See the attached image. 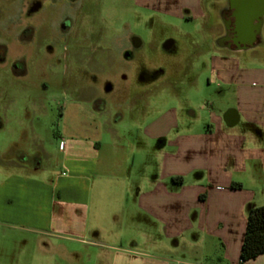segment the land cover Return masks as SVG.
<instances>
[{
	"label": "crops",
	"instance_id": "0c3cea01",
	"mask_svg": "<svg viewBox=\"0 0 264 264\" xmlns=\"http://www.w3.org/2000/svg\"><path fill=\"white\" fill-rule=\"evenodd\" d=\"M128 1L177 28L195 24L216 42L210 72L219 96L207 99L199 117L186 116L171 98L139 94L128 128L117 127L123 116L109 118L104 100L76 99L85 108L84 128L54 133L57 150L37 135L32 157H0V223L86 247L79 259L85 264H240L248 213L264 206V17L259 29L249 22L252 36L242 46L222 42L233 0ZM64 138L70 177L55 176ZM46 161L53 172L42 177ZM39 248L58 255L65 249L50 242ZM77 253L70 254L74 264ZM246 264H264V255Z\"/></svg>",
	"mask_w": 264,
	"mask_h": 264
},
{
	"label": "rangeland",
	"instance_id": "374dc122",
	"mask_svg": "<svg viewBox=\"0 0 264 264\" xmlns=\"http://www.w3.org/2000/svg\"><path fill=\"white\" fill-rule=\"evenodd\" d=\"M34 1L0 0V119L5 128L0 133V157L14 160L20 153L32 157L39 150L37 135L46 149L57 150L54 133L84 128L85 108L77 106L76 99L104 100L109 118L123 116L128 121H120L117 127L128 128L132 102L139 94L153 95L159 102L171 98L186 116L197 113L199 117L207 99L219 96L210 72L216 42L199 35L195 24L177 28L162 15H150L128 0H47L44 4L38 0L43 10L29 13V3ZM209 19L214 26H223L219 15L210 14ZM186 32L193 39L185 37ZM134 39L141 45L139 50L131 47ZM167 43L175 46L166 50ZM15 65H22L25 74L16 75ZM163 110V104L157 105L156 114ZM193 121V127H199L198 117ZM90 122L96 128L101 120ZM61 140L55 176L70 177L72 159L63 150L66 138ZM52 170L46 161L41 176L48 177ZM68 218L64 209L61 224L66 233ZM45 242L65 249L60 255L49 253L39 248ZM75 247L74 259L85 264L79 259L84 258L86 247L0 223V264H74L70 254Z\"/></svg>",
	"mask_w": 264,
	"mask_h": 264
},
{
	"label": "flooded vegetation",
	"instance_id": "af4514ba",
	"mask_svg": "<svg viewBox=\"0 0 264 264\" xmlns=\"http://www.w3.org/2000/svg\"><path fill=\"white\" fill-rule=\"evenodd\" d=\"M47 0H42L43 4ZM58 1V0H53ZM71 3L77 2V0H66ZM246 0H233V6L234 10L229 12L226 16V39L222 40L223 43L230 44L234 43L237 45L245 46L250 42V38L252 36L251 26L249 25V18L248 15L243 11V5ZM29 13L34 12H41L43 10V6L40 2L34 1L33 3H29ZM230 38V39H229ZM135 43V41L133 42ZM132 48L135 50H139L138 45L135 43V46L131 44ZM136 52V51H135ZM128 56L131 58L132 56L128 54ZM22 65H15L14 67V73L16 75L18 71H20V75L25 74V69ZM24 70V71H23Z\"/></svg>",
	"mask_w": 264,
	"mask_h": 264
},
{
	"label": "trees",
	"instance_id": "16d2710c",
	"mask_svg": "<svg viewBox=\"0 0 264 264\" xmlns=\"http://www.w3.org/2000/svg\"><path fill=\"white\" fill-rule=\"evenodd\" d=\"M264 255V206L251 209L240 253V264Z\"/></svg>",
	"mask_w": 264,
	"mask_h": 264
},
{
	"label": "water",
	"instance_id": "95a60500",
	"mask_svg": "<svg viewBox=\"0 0 264 264\" xmlns=\"http://www.w3.org/2000/svg\"><path fill=\"white\" fill-rule=\"evenodd\" d=\"M245 7V12L246 15H248L250 24L258 21L259 25L257 29H259L264 17V0H246Z\"/></svg>",
	"mask_w": 264,
	"mask_h": 264
}]
</instances>
